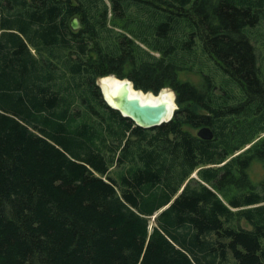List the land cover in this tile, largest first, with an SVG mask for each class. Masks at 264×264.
<instances>
[{
    "label": "trees",
    "instance_id": "16d2710c",
    "mask_svg": "<svg viewBox=\"0 0 264 264\" xmlns=\"http://www.w3.org/2000/svg\"><path fill=\"white\" fill-rule=\"evenodd\" d=\"M106 75L172 117L136 125ZM255 163L264 0H0V264H264Z\"/></svg>",
    "mask_w": 264,
    "mask_h": 264
},
{
    "label": "water",
    "instance_id": "95a60500",
    "mask_svg": "<svg viewBox=\"0 0 264 264\" xmlns=\"http://www.w3.org/2000/svg\"><path fill=\"white\" fill-rule=\"evenodd\" d=\"M76 16L70 20L72 29L79 28ZM107 105L130 118L136 125L150 128L168 121L176 108L175 96L170 88H162L158 94L136 89L131 80L106 75L96 80ZM196 134L202 139H211L213 131L208 126L199 127Z\"/></svg>",
    "mask_w": 264,
    "mask_h": 264
},
{
    "label": "rangeland",
    "instance_id": "374dc122",
    "mask_svg": "<svg viewBox=\"0 0 264 264\" xmlns=\"http://www.w3.org/2000/svg\"><path fill=\"white\" fill-rule=\"evenodd\" d=\"M182 77L190 78L191 80H194V81L196 79V76L193 74H185ZM263 173H264V169L259 164L255 163L252 165L251 176L254 180H259ZM151 220H152V218H151ZM150 222H152V221H150ZM242 224H243V226L248 227V225L243 221H242Z\"/></svg>",
    "mask_w": 264,
    "mask_h": 264
}]
</instances>
